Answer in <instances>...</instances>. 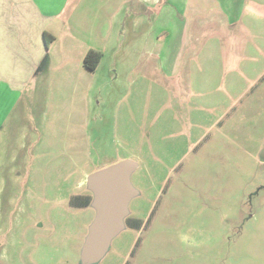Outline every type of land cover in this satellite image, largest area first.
Wrapping results in <instances>:
<instances>
[{
	"label": "rangeland",
	"instance_id": "obj_1",
	"mask_svg": "<svg viewBox=\"0 0 264 264\" xmlns=\"http://www.w3.org/2000/svg\"><path fill=\"white\" fill-rule=\"evenodd\" d=\"M184 1L202 2L69 1L58 59L0 129V264H80L95 210L69 199L126 158L142 225L97 264H264V0L188 26Z\"/></svg>",
	"mask_w": 264,
	"mask_h": 264
},
{
	"label": "crops",
	"instance_id": "obj_2",
	"mask_svg": "<svg viewBox=\"0 0 264 264\" xmlns=\"http://www.w3.org/2000/svg\"><path fill=\"white\" fill-rule=\"evenodd\" d=\"M69 1L0 0V129L8 117L10 118L25 90L38 87L36 86L38 82L50 73L53 66L52 59H58V52L53 49L61 34L67 36L68 31L63 27L66 26V22L61 17L65 14ZM233 2L234 0H202L199 5L198 3L192 5V2L184 1L179 9L175 2L174 7L176 13L184 20L191 17L186 22L188 26L191 19L195 18L194 16L202 15L203 17L216 8L215 4L219 5V10H221V4L228 3L230 15L226 14V18L228 21L235 20L233 15L235 12L230 6ZM244 3H246L245 0L240 6L241 13ZM197 12L204 13L196 14ZM45 32L53 37L48 46L44 39ZM71 46L78 49L76 52L79 51L80 57H84L90 48L100 49L92 42L82 40L78 43H71L65 49L68 50ZM73 50L75 51V48ZM71 52L73 51H68V53ZM63 55L69 57V54L64 53ZM81 66L86 69L83 66V60Z\"/></svg>",
	"mask_w": 264,
	"mask_h": 264
},
{
	"label": "water",
	"instance_id": "obj_3",
	"mask_svg": "<svg viewBox=\"0 0 264 264\" xmlns=\"http://www.w3.org/2000/svg\"><path fill=\"white\" fill-rule=\"evenodd\" d=\"M137 161L126 158L96 169L85 179L91 192L89 205L95 214L79 253L80 264H97L109 251L112 240L125 228L129 203L139 195L131 182Z\"/></svg>",
	"mask_w": 264,
	"mask_h": 264
},
{
	"label": "trees",
	"instance_id": "obj_4",
	"mask_svg": "<svg viewBox=\"0 0 264 264\" xmlns=\"http://www.w3.org/2000/svg\"><path fill=\"white\" fill-rule=\"evenodd\" d=\"M44 39L46 45L48 46V44L53 40V37L51 35H48L47 32H45ZM102 53L103 52L100 49L90 48L83 57V66L89 71L95 70L100 62V59L102 58ZM91 196H92L91 194L85 196H79V195L72 196L69 199V204L72 207L86 208L87 206H89V203L91 201ZM125 224L128 225V227H131L132 229H140L142 225V221L140 219H132L126 217ZM125 264L128 263L126 262Z\"/></svg>",
	"mask_w": 264,
	"mask_h": 264
}]
</instances>
